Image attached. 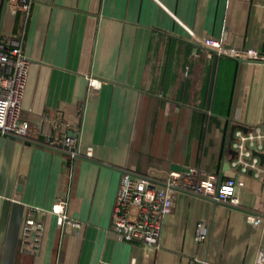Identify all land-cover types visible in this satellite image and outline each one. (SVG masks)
Here are the masks:
<instances>
[{
  "label": "crops",
  "instance_id": "0c3cea01",
  "mask_svg": "<svg viewBox=\"0 0 264 264\" xmlns=\"http://www.w3.org/2000/svg\"><path fill=\"white\" fill-rule=\"evenodd\" d=\"M28 1L19 13L3 1L0 15V41L30 63L19 119L32 131L0 135V264H254L264 183L229 162L236 129H264V61L210 53L193 37L264 58V0ZM65 135L79 140L74 160L45 144ZM189 168L241 182L238 205L174 192L155 246L111 232L123 171L159 184ZM59 199L80 229L60 230ZM33 208L44 226L35 255L19 249ZM201 222L208 235L196 242Z\"/></svg>",
  "mask_w": 264,
  "mask_h": 264
},
{
  "label": "built area",
  "instance_id": "2783aa9c",
  "mask_svg": "<svg viewBox=\"0 0 264 264\" xmlns=\"http://www.w3.org/2000/svg\"><path fill=\"white\" fill-rule=\"evenodd\" d=\"M30 7L28 0H5L4 9L11 13L26 12ZM194 43L210 53L231 56L251 61H264L252 50H234L226 47L224 40H214L194 36ZM29 60L18 46L9 47V42L0 41V135L21 140H31L29 124L19 119L21 102L25 91ZM88 88H97L94 80H88ZM46 146L61 149L72 160L79 156V140L63 136L61 139L47 137ZM230 148L233 157L229 162L231 170L238 174H250L264 183V162L256 154L264 153V129L260 126L250 129H236L232 135ZM241 182L234 179L221 181L213 174H205L194 168L186 171H169L158 184L148 176L123 171L113 207L111 232L121 241L138 242L153 247L157 244L162 219L173 206L174 192H185L209 198L215 202L238 205L235 194ZM67 201L59 199L51 209L61 231L66 226L80 229L78 222L72 221L66 211ZM38 209L27 211L20 232V252L35 255L39 251L43 224L31 214ZM254 222L253 215L248 216ZM208 229L202 222L195 230L196 242H203ZM187 264H204L192 258ZM254 264H264V249L256 256Z\"/></svg>",
  "mask_w": 264,
  "mask_h": 264
},
{
  "label": "water",
  "instance_id": "95a60500",
  "mask_svg": "<svg viewBox=\"0 0 264 264\" xmlns=\"http://www.w3.org/2000/svg\"><path fill=\"white\" fill-rule=\"evenodd\" d=\"M4 2H5V0H4ZM238 62H241V59H236ZM243 131H246V129H243ZM256 155H258L259 157H260V159H261V162H264V153H262V154H256ZM16 237H17V233H15V235H14V243L16 244Z\"/></svg>",
  "mask_w": 264,
  "mask_h": 264
},
{
  "label": "trees",
  "instance_id": "16d2710c",
  "mask_svg": "<svg viewBox=\"0 0 264 264\" xmlns=\"http://www.w3.org/2000/svg\"><path fill=\"white\" fill-rule=\"evenodd\" d=\"M4 0H0V15H1V10H2V4Z\"/></svg>",
  "mask_w": 264,
  "mask_h": 264
}]
</instances>
